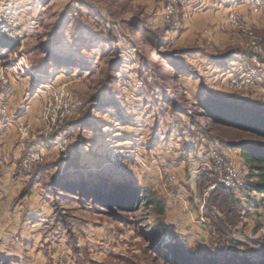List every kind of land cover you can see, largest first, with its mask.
<instances>
[{
    "label": "rangeland",
    "instance_id": "rangeland-1",
    "mask_svg": "<svg viewBox=\"0 0 264 264\" xmlns=\"http://www.w3.org/2000/svg\"><path fill=\"white\" fill-rule=\"evenodd\" d=\"M162 4L0 0V14L18 23L22 34L15 47L0 48V65L21 61L30 68L23 77L44 90L38 99L41 108L34 109L37 116L54 91L72 99L74 110L67 131L63 126L47 137L39 135L45 150L38 164L27 171L22 160L17 163L18 173L48 169L46 192L41 186L26 200L28 210L40 208V216L24 217L20 226H0V264H174L161 248L174 249L175 242L183 240L204 260L216 256L227 263L239 264L240 259V264H264L263 195L254 194L248 203L240 192L225 190L210 162L211 150L217 147L241 165L233 145L264 143V137L231 129L200 108L201 100L219 94L238 98L241 108L264 110V48L259 64L252 63L244 32L227 26L230 13H237L264 39L262 7L252 0H210L206 7L213 15L219 11L224 23L210 18L212 30L207 29L205 38L201 28L192 26L195 15L179 13L176 25L165 26ZM146 36L161 41V54ZM208 52L212 60L204 57ZM247 76L251 82L237 88ZM223 105L233 111L238 103ZM66 137L64 151L50 141ZM54 175L75 188L83 182L87 187L100 183L105 189L126 183L137 189L141 200L112 212L76 193L63 191L57 197L48 188ZM3 179L0 175V187ZM12 186L1 188V193L13 197ZM149 192L172 202L166 215L145 199ZM176 212L189 217L190 236L170 222ZM164 223L165 240L155 243L145 230ZM194 225L209 230L210 237L197 240Z\"/></svg>",
    "mask_w": 264,
    "mask_h": 264
},
{
    "label": "trees",
    "instance_id": "trees-1",
    "mask_svg": "<svg viewBox=\"0 0 264 264\" xmlns=\"http://www.w3.org/2000/svg\"><path fill=\"white\" fill-rule=\"evenodd\" d=\"M146 38L148 40L147 42L150 43L154 51L157 54H161V41L156 37H153V39H151L149 36H146ZM16 43L17 41L0 34V48H3L4 50L6 48H12L16 46ZM215 95L216 98L208 96L206 99L201 100L200 103V108L204 110L205 114H207L209 118L217 120L218 122H222L231 129L244 130L246 132H252L264 137V110H261L259 108H241L239 106L242 104V102L238 98L224 97L219 94ZM225 102H235V104L238 103V105L235 106L234 110L232 111L225 107V105H223ZM72 124L73 122L68 120L66 125L63 127V130L67 131L66 129L68 128V126L69 128H71ZM54 135L55 133L53 134V136ZM219 144H222V142L219 141ZM229 146L230 145L227 146L228 150L230 149ZM233 146V150L237 151V155H239L243 161V163L239 165L241 171H247L246 186L239 190L229 189L225 186L224 189L233 191L235 195H237V192H240V194H242V197L246 199L248 203H250V199H252V197L256 193L261 196L263 195L262 198H264V143L241 141L238 143V145ZM46 172H49L48 169L37 170L33 174L38 176L39 174H45ZM123 184L126 183L117 184L118 186H121L120 190L116 189L118 186L111 185L109 187V192L106 191L109 188L105 189L104 186L100 183H95L91 187H87L83 182L82 186H78L75 188L74 186H71L72 184L70 183L66 185L63 182L62 176L54 175L48 185V188H51V190L56 193L57 197H59L60 193H62L63 191L72 194L76 193L82 197H85L87 200L98 202L100 204L102 203L107 206L110 211L114 212L115 210L129 208L128 206L133 200H135L136 198L137 200L141 198V195H137V189H131ZM142 192L145 191L142 190ZM144 196L145 199L150 202L149 204L151 206L154 205L157 208L161 215H166L168 206L166 198L162 200L157 196L152 197L150 192L149 194L145 193ZM236 203L237 201H235L233 198L231 206L235 211ZM131 205L134 206L133 204ZM257 210L258 209L255 207V211ZM66 218L68 219V215H66ZM112 219L116 220L117 218L115 219L114 217H112ZM207 224L208 221H206V225ZM165 227V223L155 225L152 229H146L145 232L148 233L150 239L154 240V242L156 243L160 238H163ZM170 247L171 246H166V248L163 247L161 248V250L166 257V260H170L174 264H235V262H222L220 258L216 256H210L204 260L203 255L200 256L198 255V253H195V250H192L185 240L181 242L176 241L174 249H170ZM237 263H241L240 259L237 261ZM246 264L255 263L248 262Z\"/></svg>",
    "mask_w": 264,
    "mask_h": 264
},
{
    "label": "crops",
    "instance_id": "crops-1",
    "mask_svg": "<svg viewBox=\"0 0 264 264\" xmlns=\"http://www.w3.org/2000/svg\"><path fill=\"white\" fill-rule=\"evenodd\" d=\"M193 1L186 7V10H183L181 12V14H184L185 16L187 14L189 16L195 15V25L192 26H194L195 28H201L199 31L202 33L203 37L207 38V29L212 30V26H210V18L216 17L221 21V23H224V19L218 15L220 14L219 11L215 15L211 14L210 9L208 8L209 5H207L206 7L207 2H209L210 0H200L199 2ZM200 3L202 4L200 7H194ZM206 9L207 13L204 14L203 12L206 11ZM213 27H217V25L214 24ZM209 56H211V54L208 52L204 57L208 60H212V57L210 58ZM8 74L12 77V72L10 70L8 71ZM12 79L10 88L8 90V95H4L2 92L0 93V97H3L8 105V110L5 115L8 120L4 121V119L0 116V159L2 162L0 166V175H4V185H1L0 189L2 188L7 191L8 189H10V186L13 183L12 190L13 197L15 198L9 196L6 193L3 194L0 191V226H3V224L7 225L8 223H13L17 226H20L24 217L32 219L34 216H40V208L37 207L34 210H28L26 206V200L34 197L35 191L39 192L38 188L41 186L42 191L46 192V185L43 186V183L45 182V178L48 174L46 172L45 174H39L38 176H36L32 173H21L20 171L18 173L17 163L21 161V158L26 151V147L29 145L28 141L22 140L20 138L18 124L20 121H28L31 124L30 133L32 135V138H38L39 135L40 137L44 135L43 126L40 121L39 114L37 116V114H35L34 112V109H39V107L41 108L42 106V101H38V99L43 96L44 90L42 87H38L37 85H35L36 82H32L30 84V82L27 81L28 79L24 78L23 76H21L19 80ZM24 79L25 81H22ZM36 86L38 87V89H36ZM35 99H37L36 106ZM32 104L34 106L33 109L30 107ZM25 106L26 109H24ZM15 178H17L19 181H13ZM3 196L5 197V200L1 199ZM47 197L48 196L46 195L45 199ZM261 197L262 196L260 195L259 198ZM169 198H173L172 195H169ZM21 202L23 203V205H21ZM170 203L172 202L169 201L167 210L172 207V204ZM42 204L46 205V200H44ZM43 205L40 207H43ZM174 207H178L177 204H175ZM174 207L172 209H174ZM188 218L189 217H186L185 219L184 215H182V212H176L170 222L172 224H176L177 228L179 227V229L183 231L184 234H188L190 236V232H187V226L190 221V219L188 221ZM198 224L203 226V224H201L200 222H198ZM205 224L206 221L204 223V226H207ZM36 225L37 224H34V226ZM183 225H185V227L183 229L180 228ZM194 227L195 225L193 226V228ZM195 228L196 232L199 234L196 237L197 240H201L203 237H210L209 230L203 228L200 229L198 227ZM2 234L3 233L1 230L0 236ZM177 236L180 240H182V235L178 234ZM65 240H67L69 243L67 236L65 237ZM49 241H52L51 238H49ZM212 249L214 250L215 248Z\"/></svg>",
    "mask_w": 264,
    "mask_h": 264
},
{
    "label": "built area",
    "instance_id": "built-area-1",
    "mask_svg": "<svg viewBox=\"0 0 264 264\" xmlns=\"http://www.w3.org/2000/svg\"><path fill=\"white\" fill-rule=\"evenodd\" d=\"M153 1V0H152ZM155 2H162V23L165 26L176 25L179 20V13L186 9V7L192 3L193 0H154ZM196 0L193 2H199ZM254 6L262 7L264 13V0H252ZM202 4L194 6L195 8L200 7ZM18 23H11L7 20L5 15L0 14V34H6L10 38L17 40L22 36L17 29ZM227 26L231 29L235 28L237 31L242 30L244 32V39L249 48L252 49V56L250 61L252 63L259 64V52L264 48V39L262 36L255 33L252 26H249L243 17L237 13H230L227 19ZM245 54V53H244ZM12 72V77L9 76L8 71ZM30 70L27 65L24 63L13 64L11 66L0 65V93L8 95V90L11 85V79H19L21 76L26 74V71ZM249 70L254 71V69L249 67ZM246 74L243 75V77ZM253 78L247 76L246 79L241 80V83L237 85V88H241L244 83L251 82ZM48 92V91H47ZM65 103V104H63ZM73 100L67 98L63 94H59L54 91V94L51 97V101H45V105L42 108L40 121L43 126V131L45 136H49L54 130H57L67 123L74 115L73 110ZM8 110V105L3 97H0V116L7 121L5 117ZM31 124L28 121H20L18 124V131L20 138L22 140L28 141L29 145L26 147V151L22 157V166L23 170L30 171L36 164L42 160L44 154V148L41 146L38 138H32L31 133ZM54 142L61 150H65L69 145V139L61 138L59 141L56 139L50 140ZM132 156V155H130ZM210 162L212 167L216 170L219 177L221 178L222 183L225 187L230 189L239 190L246 186V176L243 175L239 163L233 158L226 155L217 147L213 148L210 153ZM175 197V196H174ZM166 233V232H165ZM164 233V234H165ZM167 234V233H166ZM171 238V237H170ZM165 240V238L163 237Z\"/></svg>",
    "mask_w": 264,
    "mask_h": 264
}]
</instances>
